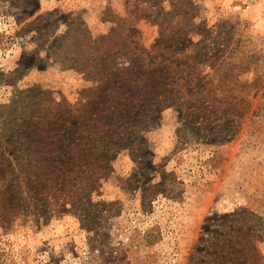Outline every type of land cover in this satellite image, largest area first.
<instances>
[{"label":"rangeland","instance_id":"obj_1","mask_svg":"<svg viewBox=\"0 0 264 264\" xmlns=\"http://www.w3.org/2000/svg\"><path fill=\"white\" fill-rule=\"evenodd\" d=\"M0 264H264V0H0Z\"/></svg>","mask_w":264,"mask_h":264},{"label":"trees","instance_id":"obj_2","mask_svg":"<svg viewBox=\"0 0 264 264\" xmlns=\"http://www.w3.org/2000/svg\"><path fill=\"white\" fill-rule=\"evenodd\" d=\"M228 50V49H227ZM228 52V51H227ZM224 54V57L217 62L218 65L211 66L213 70H217L219 67L220 63L223 60H226L228 56L232 54V50L229 51L228 53ZM155 56V55H154ZM156 60V58H155ZM206 61V60H205ZM227 62H230L227 60ZM159 65L162 66L165 64H168L169 66H174L175 68H183L182 72H177V76H169V75H161L158 77V79L153 78V83L155 84H160L162 89L158 92L156 95L157 99L154 101L156 104L161 105L162 102L167 103L171 100V95L174 93L176 94L177 97L181 96L182 94H187L189 96H197L202 93H206L207 95L211 94L210 100H221V99H226L224 96L220 97L218 93L219 87L214 85V72L213 73H203L201 70H199V63L196 60L191 59L188 56H173V55H165L162 54V58L158 60ZM149 78H145L143 76H140L137 78V82L140 83H145L147 82ZM129 82V78H126L124 81ZM257 90L254 92V94L257 93ZM177 91V92H176ZM180 93V94H179ZM233 99H238V96L232 95L231 96ZM241 99H246V98H241ZM139 113L135 115V117H138ZM148 115H145V117ZM150 119H155L154 116H151ZM142 123V120L140 119H134V124L135 127H139ZM132 127V126H129ZM134 128V127H133ZM85 130L80 131L78 134H75L74 137L71 139H68L69 141H66L64 144V147H66V156H63V159L56 165V166H51V167H61L62 169L64 167H68V162L69 160L72 159V156H69L71 154H74L75 152H88L91 154H101V153H109L112 151L113 148L115 147H120V144L115 142L114 140L110 139L107 140L105 139L107 136H101V137H94V138H86L85 140L82 139L84 136ZM79 136V137H77ZM35 145V141L33 143L29 144V149L32 148V146ZM63 147V148H64ZM32 150V149H31ZM95 152V153H94ZM35 157L38 159V154H36L33 150L31 153L28 154L27 161H30V159H33ZM48 162V160H46ZM53 165V164H51ZM36 189V188H31ZM26 193H31L30 190L26 191ZM110 202H107L105 200L100 201V205L102 206L103 209L109 204ZM1 210H4V207L1 208Z\"/></svg>","mask_w":264,"mask_h":264}]
</instances>
